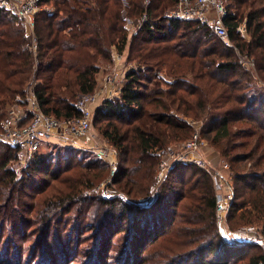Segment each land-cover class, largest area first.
<instances>
[{"label":"trees","instance_id":"1","mask_svg":"<svg viewBox=\"0 0 264 264\" xmlns=\"http://www.w3.org/2000/svg\"><path fill=\"white\" fill-rule=\"evenodd\" d=\"M177 2L47 0L51 10L36 15L33 34L0 7V131L13 106H29L31 93L45 113L61 120L79 117L76 101L96 91L101 64H113L114 53L126 51L128 62H135L119 95L94 107L93 115L96 123L106 121L102 134L118 151L114 184L131 198L84 195L108 171L97 156L77 164V154L55 155L42 146L18 170L21 148L0 140V241L7 228L14 231L7 233L6 256L14 244L19 256L18 242L40 229L45 242L37 247L45 243L44 249H33L27 264L76 261L80 226L75 239L73 229L59 226L74 214L82 219L89 213L96 223L90 227L94 236L81 240L92 254L87 264H264L260 244H227L220 234L211 171L181 162L152 189L160 150L192 138L195 125L187 119L199 121L200 137L236 174L226 218L230 231L257 226L264 238V0L228 1L225 23L233 45L200 20L168 18ZM127 22L136 26L131 37ZM243 23L245 34L239 30ZM158 72L170 80L149 75ZM44 144L57 148L59 142ZM151 194L152 203L138 201ZM93 201L97 208L90 212ZM58 255L64 256L61 262ZM0 264L25 263L19 257Z\"/></svg>","mask_w":264,"mask_h":264},{"label":"built area","instance_id":"2","mask_svg":"<svg viewBox=\"0 0 264 264\" xmlns=\"http://www.w3.org/2000/svg\"><path fill=\"white\" fill-rule=\"evenodd\" d=\"M229 0H178L176 5L166 12L168 18L180 20H200L209 25L215 35L229 44V30L225 23L227 16V3ZM0 7L8 10L17 19L22 21L28 28V33L33 34L36 15L42 11H50L51 6L47 0H0ZM146 17H144L145 19ZM239 30L246 33V26L243 23ZM34 50L36 46L33 45ZM123 55H118L117 62L122 60ZM244 62V61H243ZM118 64V63H117ZM246 64L254 66V63L247 61ZM128 68V66H127ZM130 68V67H129ZM128 68V69H129ZM256 72V71H255ZM264 83V81H263ZM31 109L25 110V114L16 110L24 105L13 106L3 121V129L0 131V140L9 143L14 147H20L22 150L23 161L28 163L31 158L40 151L47 140H55L68 146H81L87 144L88 136L93 122L94 105L97 102V94L90 93L81 95L76 101L77 108L81 115L75 118L58 119L51 114L45 113L36 100L34 93L30 94ZM30 114V117L28 115ZM28 117V118H27ZM206 140L200 137V133H195L194 137L178 145H169L160 150L162 160L160 162L161 170L164 175L172 167L181 162H192L201 168L212 172V176L217 189L223 190V175L220 168H211V162L202 153ZM96 150L98 156L106 157L105 149L92 147ZM221 163V164H220ZM222 169H229V164L220 161ZM116 169L113 168V175ZM225 189H229V194L218 193L217 213L219 232L227 244L234 242L226 232L223 226L225 221L223 199L232 197V185L226 184ZM226 197V198H225ZM155 196L139 198V202L150 204ZM243 231H255V227L246 226ZM249 242L260 244L264 248V242L259 236L252 237Z\"/></svg>","mask_w":264,"mask_h":264},{"label":"rangeland","instance_id":"3","mask_svg":"<svg viewBox=\"0 0 264 264\" xmlns=\"http://www.w3.org/2000/svg\"><path fill=\"white\" fill-rule=\"evenodd\" d=\"M126 26H127V28H130L129 37H131L135 31L136 26H135V24L132 25L131 23H128V22L126 23ZM230 45H233V44H230ZM127 52L128 51H126L124 53V55L122 56V60L124 59L125 61L128 62L129 60L127 59ZM118 55H120V54H118V52L114 53L113 64L112 63L101 64L100 72L97 75V88L95 91V93L97 94V102L94 105V107H96L98 104L102 103L107 98H115L119 95L120 87L125 80L126 71L128 70L129 67H132L135 65V62H131V61L128 62V64H126L128 66V68H126V65L122 66L121 64H117V61H118L117 56ZM241 60L244 61V64L248 61V59H246L245 57H241ZM246 65H248V64H246ZM249 66H251V65H249ZM252 68H253V66H252ZM254 72H255V70H254ZM149 75H151L152 77L155 75L159 79L162 78L165 80V78H166L167 80L168 79L170 80L169 77L165 76V72H161V73L158 72L157 75H156V73H150ZM149 84L152 85L151 83H149ZM25 107H27V108L20 107L16 111L19 113L25 114V110L31 109L30 105L29 106L25 105ZM93 115H94V110H93ZM187 121H189L195 125L194 135H195V133L201 134V131H200L201 126H202L201 122L194 121L193 119H187ZM105 123H106V121H103L101 124L96 123L94 121L92 122V127L90 130L89 136H88L87 144L81 145L82 148H72L71 146H66V145H63L61 143H59L57 145V148H54L55 146H48V145L45 146V144L43 145V147H45L44 149H46V151L52 150V151H54L53 154L60 155V156H62V153H66L67 151L73 152V154H75V155L77 154L79 156L77 158V164L81 161H88L90 159H93L96 156L109 164L108 171L105 173L106 174L105 178L103 180H101L100 182H98V184L95 185L93 188L85 189V193H84L85 196L86 195L87 196H94L98 193L103 192L106 197L111 196V195L113 196L115 194L128 197V194L123 193L114 184V176L116 175V171L118 170L119 157H118V151H117L116 147L102 134V129H101L102 126L101 125L105 124ZM185 141H187V140H185ZM185 141L175 142L174 144L172 143L170 145H178V144H181ZM206 142L207 143L203 147L202 153L211 162L210 164H211L212 171L214 170L212 166H214L216 168H220L222 175L224 176L223 177V187H222L223 190L221 191L220 189H217L216 186H215V188L218 192L223 193L224 195H226V194L228 195L230 192H229V189H225V186H226V184L233 186L236 174H235L234 170L232 169L231 163L229 162V160H225L223 157H221V155L218 152V149L215 146H213L208 140H206ZM94 146H97L98 148L105 149L106 154H107L106 157L98 156L96 150L94 148H92ZM160 160H162V158ZM220 161L227 162L229 164V169H227V170L222 169L221 165H220L221 164ZM244 164L245 163H240V166H243ZM28 165L29 164H27L26 162L23 161L22 156L20 157V161L15 162V167L18 170H22L25 166H28ZM239 167H237L235 169L236 170L241 169V167L240 168ZM113 168L116 169L114 175H113ZM168 174H169V172L164 175V172L161 170L160 165H158V173H157V178H156L157 181L155 182V184L152 187L153 191H155L158 188V186L160 185L162 180L165 179ZM214 184H215V182H214ZM22 191H23V195L25 196V194H24L25 191L23 189H22ZM232 192H233V187H232ZM233 196L234 195L232 194V197H230L228 199H223L224 206H225L224 213H223L225 221H223V226L225 227L226 232L229 233V236L232 239H234V241L237 240V242H240V243L248 242L254 236H261V235H258L257 226H253V227H255V231H243V228L246 226L241 227L237 230L234 229V230L230 231L226 218H227V211L230 207V201L233 199ZM89 198H92V197H89ZM128 198H131V196L129 195ZM26 199H30V198L26 197ZM96 204H98V201H93L90 212L96 210V208H97V207H95ZM87 206H88V204H85L84 206H82V209H86ZM75 212H76V209L74 207V208H72V210L68 214H74ZM73 216L74 217H72L70 221L63 220V224L60 223L59 227L60 228L66 227V228L73 229L74 234H75L74 235V239H75L76 233L79 232V231H77L76 228L78 226H80V230H81L80 232H82L83 237L80 238L77 242L79 249L77 252L74 253V256H77V259H76V261H73L70 264H87V261L90 258V256H92V254H90V253L87 254V250H89V248L86 247L87 243L83 242L81 244V240H83L84 238H90L92 235L94 236V234H92V233L90 234V232H92L90 227L96 223V219H95V217H93V218L89 217V213L86 217H83L82 219H79L75 214ZM68 218H70V217H68ZM54 223H56V221ZM247 226H249V225H247ZM218 227H219V225H218ZM173 228H170L169 231L170 230L172 231ZM6 232L7 233L9 232V236L14 234V231L12 229H9V228H7ZM7 233H6V235H4L3 241H0V259H2V260L4 259L5 263L14 262L15 258L21 257V258H23V263L27 264L26 261L28 259H30L33 255V249L38 248L37 253L43 251V249H44L42 246L45 243L42 246L37 247L39 240L40 241L43 240L45 242V240L42 237L41 230L39 229V230H37V232L34 235H31L30 237H28V239L26 241L20 240L18 242V244H20L19 245L20 249H19V253H18L19 256H17V251L15 249L17 244H14V247L11 249V253H9V256H6L4 254V249L7 248L8 243L10 241V238L7 236ZM55 234H57V232L53 231V235H55ZM262 237H261V239L264 242V238H262ZM92 240H94V239H92ZM119 242H120V240H118V238H116L115 242H114V244H115L114 248H116V246L119 244ZM73 244H75V240H74ZM155 245L158 246V242H156ZM70 255L73 256L71 253H70ZM151 256H157V252L155 251L154 253L151 254ZM40 257H42V256H39V258ZM47 257L54 258V256H47ZM63 257L64 256L58 255L55 258H57L59 260V262H61L60 260H62ZM7 258H10V259L7 260ZM73 258H76V257H71L68 259L71 260Z\"/></svg>","mask_w":264,"mask_h":264},{"label":"crops","instance_id":"4","mask_svg":"<svg viewBox=\"0 0 264 264\" xmlns=\"http://www.w3.org/2000/svg\"><path fill=\"white\" fill-rule=\"evenodd\" d=\"M117 63L121 64V65H125L126 61L123 59V60H121V62H117ZM126 68H127V66H126Z\"/></svg>","mask_w":264,"mask_h":264}]
</instances>
